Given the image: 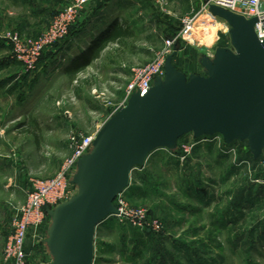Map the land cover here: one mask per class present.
<instances>
[{"label":"rangeland","instance_id":"obj_1","mask_svg":"<svg viewBox=\"0 0 264 264\" xmlns=\"http://www.w3.org/2000/svg\"><path fill=\"white\" fill-rule=\"evenodd\" d=\"M73 1L0 0V264H10L4 249L15 207L34 181L56 174L70 126L85 134L100 128L123 99L132 70L151 61L185 18L195 17V25L172 62L179 70L188 73L220 41L231 47L228 24L203 12L204 0H87L66 38L28 68L21 59L31 58ZM116 7L119 22L130 17L132 36L108 40L70 81L62 70L68 57L98 36L103 41ZM206 137L186 134L133 167L114 204L143 211L159 228L108 216L95 229L92 264H264V170L248 158L246 141ZM50 225L48 217L40 237L28 235V264L51 263L43 242Z\"/></svg>","mask_w":264,"mask_h":264},{"label":"water","instance_id":"obj_2","mask_svg":"<svg viewBox=\"0 0 264 264\" xmlns=\"http://www.w3.org/2000/svg\"><path fill=\"white\" fill-rule=\"evenodd\" d=\"M209 13L228 26L231 47H216L199 61L204 74L178 70L168 55L164 77L99 128L92 149L77 162V192L47 208L46 244L50 264H92L96 227L116 212L114 201L128 186L133 167L157 148L177 140L220 134L226 144L246 141L254 159L264 150V41L254 31L256 17L210 5Z\"/></svg>","mask_w":264,"mask_h":264},{"label":"built area","instance_id":"obj_3","mask_svg":"<svg viewBox=\"0 0 264 264\" xmlns=\"http://www.w3.org/2000/svg\"><path fill=\"white\" fill-rule=\"evenodd\" d=\"M86 3L87 0H74L73 3L58 12V18L55 19L51 32L36 45L37 49L31 58L24 57L21 59L28 68H33L40 52L45 47L61 42L66 38L69 25L75 22ZM210 5L240 14L246 19L256 17L254 31L257 38L264 41V0H205L201 10L210 14L208 11ZM194 25L195 17L185 18L182 21L181 29L175 35L164 39V47L151 61L132 70L131 79L124 90V97L119 104L110 107V116L126 106L133 93L145 94L153 86L157 77H164V64L167 56H174L179 50L180 41L188 35L189 38L193 35ZM212 55L207 56L212 57ZM107 104L109 105L108 102ZM98 130L90 134L80 131L72 132L67 154L56 174L47 180L34 181L27 190L26 202L15 207L13 211L10 225L11 233L4 249V263L28 264L29 253L26 249L28 235L31 233L35 238L40 237L43 225L49 217L46 209L53 208L76 194L77 187L72 183V178L77 170V162L92 149V142ZM217 135L221 136L220 134H213L209 137ZM257 163L264 170V150ZM121 193L116 197L114 203L120 198ZM114 206L116 212L111 215L124 219L135 227H148L155 230L159 228L157 220L149 219L143 211L129 210L123 201L119 202V206L115 204Z\"/></svg>","mask_w":264,"mask_h":264},{"label":"trees","instance_id":"obj_4","mask_svg":"<svg viewBox=\"0 0 264 264\" xmlns=\"http://www.w3.org/2000/svg\"><path fill=\"white\" fill-rule=\"evenodd\" d=\"M130 36H132V31L130 29L129 23L127 21L119 22L118 19L115 20L114 23H113L112 28L110 29V31L108 32L107 36H105V38L103 39V41L101 43H100V40H101L100 36L96 37V39H94L92 44L88 47V50L82 51L81 55L76 56L75 58L71 59L70 65L67 68V73L69 75V78L71 80L74 79L75 73L78 72V70L80 68H83V67L89 65L91 60L97 57L99 49L108 40H110V39L111 40H122L123 38L130 37ZM222 37H225V35H222ZM96 45H97V47H95ZM217 46L226 47L227 46V42L220 41ZM178 48H180L179 45H178ZM174 57H175V54L173 56L172 62L174 61ZM245 150L248 152V155H249L248 158H251L253 161H256V162L259 160V158L262 155L261 154L257 159H254L252 154L250 153V151H249V149L247 147H245Z\"/></svg>","mask_w":264,"mask_h":264},{"label":"crops","instance_id":"obj_5","mask_svg":"<svg viewBox=\"0 0 264 264\" xmlns=\"http://www.w3.org/2000/svg\"><path fill=\"white\" fill-rule=\"evenodd\" d=\"M204 2H205V0H204ZM117 5V4H116ZM123 4H118L117 6L119 7V6H121V7H123L122 6ZM128 5H129V3H128ZM202 5H203V2H202ZM118 7H116V15H114L113 16V19L114 20H116L117 18H118V9L120 8H118ZM129 7H131L130 5H129ZM121 9V8H120ZM119 20V19H118ZM127 20H129V22H130V17H129V19H127ZM126 19L124 20V21H127ZM128 22V21H127ZM107 36V35H106ZM101 39H102V37H101ZM92 42H93V39H92ZM90 45V44H89ZM75 53V52H74ZM77 55L76 56H79V55H81L82 53H80V52H78V53H76ZM75 56V57H76ZM74 57V55H73V57H68V59H69V63L68 64H65V66L63 67V72L65 73V74H67V77L69 78V75H68V73H67V68H68V66L70 65V61H71V59L72 58H75ZM200 59V58H199ZM199 59L197 60V62L194 64V66L192 67V69L188 72V73H186V72H184L186 75H189V74H204L205 72H204V69H203V67L201 66V64H200V61H199ZM81 69V68H80ZM79 69V70H80ZM78 70V71H79ZM76 75H77V72L75 73V76H74V79H70V81H73V82H75L76 81ZM70 129H71V133L72 132H74V131H77V130H74L73 129V127H69ZM99 129V126H96V129H94L93 131L95 132V131H97ZM93 133V132H92ZM48 253H49V251H48ZM49 255H50V253H49ZM51 256V255H50Z\"/></svg>","mask_w":264,"mask_h":264}]
</instances>
